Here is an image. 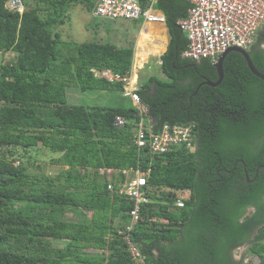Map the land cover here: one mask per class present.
<instances>
[{"label": "trees", "instance_id": "trees-1", "mask_svg": "<svg viewBox=\"0 0 264 264\" xmlns=\"http://www.w3.org/2000/svg\"><path fill=\"white\" fill-rule=\"evenodd\" d=\"M7 1L0 0V53L14 59L0 62V148L15 152L0 155V264H141L123 239L133 202L119 194L123 172L136 171H149L142 188L148 202L129 232L142 264H251L232 257L243 245L264 264V168L258 169L264 165V82L243 56L230 52L221 83L203 84L218 78L208 60L183 57L188 40L178 21L189 4L158 1L169 36L159 58L164 77H150L137 93L155 131L164 123H191L196 146L151 155L133 142L132 106L67 102L71 87L120 95L121 82L96 74L123 77L131 70L132 46L61 40L68 11L82 4L91 13L96 0H33V6L22 0V14ZM262 43L264 30L250 49ZM249 50L264 74V51ZM116 116L125 125H114ZM39 147L60 154L54 162L67 169L57 178L14 165ZM179 197L182 208L175 205ZM49 240L65 245L52 248Z\"/></svg>", "mask_w": 264, "mask_h": 264}, {"label": "built area", "instance_id": "built-area-1", "mask_svg": "<svg viewBox=\"0 0 264 264\" xmlns=\"http://www.w3.org/2000/svg\"><path fill=\"white\" fill-rule=\"evenodd\" d=\"M158 1L96 0L92 16L115 21L156 20L164 24L162 16H155L152 13ZM185 1L189 4L187 16L179 20L178 25L188 40V47L183 53V57L192 61L208 60L213 64L220 55L232 47L247 51L257 40L259 32L264 30V0ZM6 7L10 11L20 14L24 10L22 0H8ZM96 76L122 83L123 92L121 95L130 100L131 106L136 111L132 130L133 142L138 149L148 148L151 155H163L175 148L194 151L196 141L193 135V124L171 125L164 123L158 130H154V120L149 114L148 107L141 102L137 93L142 84H131L132 66L131 70L123 77L114 75L109 70H102ZM125 123L126 120L123 117H115L114 125L121 127ZM123 173L126 175V180L121 184L119 194L125 195L133 202V209L129 212L131 222L125 229L128 234H125L123 239L128 245L131 257L141 263L144 256L131 243L129 232L137 221L140 206L148 202L147 194L142 188L146 186V175L149 171L147 173L136 171L132 175H128L127 172ZM107 189L112 191V185L108 184ZM183 199V197L176 199L175 205L178 208L184 206Z\"/></svg>", "mask_w": 264, "mask_h": 264}, {"label": "rangeland", "instance_id": "rangeland-1", "mask_svg": "<svg viewBox=\"0 0 264 264\" xmlns=\"http://www.w3.org/2000/svg\"><path fill=\"white\" fill-rule=\"evenodd\" d=\"M29 5L33 6V0H25ZM154 10H156L154 8ZM65 25L59 27L58 31L60 33V38L66 43H82V42H109L114 44L118 48L129 47L133 44V39L136 38L139 30L141 29L143 21H132V20H109L101 18H93L92 12L89 13L87 9L82 4L73 6L68 11V17ZM151 31V28L148 29ZM143 34L142 37H145ZM157 36V34H156ZM161 43V42H159ZM157 50H159L156 47ZM154 55V54H152ZM11 61L12 54L7 57L0 53L1 61ZM140 64L143 63L142 58H138ZM136 65V61H133L132 65ZM163 78L164 75L161 73L160 66L157 63V57L149 58L148 63L145 65L143 70L139 72V83L143 84L152 77ZM67 102L72 105H85V106H103V105H113L115 107L123 106L130 107L131 102L128 98L119 96L116 92H95L81 93L75 88L71 87L67 90ZM11 150L15 152L14 149H8V147L0 148V155L6 154ZM19 150V149H18ZM60 157V154L50 153L47 149L39 147L33 149L29 152L27 156L19 159V162H15L14 165L18 166L24 165L27 167V173L36 177H51L53 179L57 178L62 171H65L67 167H62L56 164L54 160ZM42 180H38L39 185H43ZM64 183V179L61 181H55V185H60ZM45 187V185H43ZM181 195V194H180ZM187 196V195H185ZM23 207V204H18L15 208ZM65 218L69 220L76 221L77 218L72 213H67ZM5 231V229H3ZM9 232V231H8ZM49 244L52 248H59L65 245L64 241H53L49 240ZM88 252H93L88 250ZM239 253V251H238ZM236 256H239L236 253Z\"/></svg>", "mask_w": 264, "mask_h": 264}, {"label": "crops", "instance_id": "crops-1", "mask_svg": "<svg viewBox=\"0 0 264 264\" xmlns=\"http://www.w3.org/2000/svg\"><path fill=\"white\" fill-rule=\"evenodd\" d=\"M156 9V8H155ZM161 13L160 11H158ZM161 15H163L161 13ZM141 29L139 30L136 38L133 39V61H136V65H132L133 76L131 78V84L140 85L139 83V72L143 70L145 65L148 63L149 58L157 57V63L160 64V56L166 51L168 45V28L164 24L159 23H147L143 19ZM139 20V21H141ZM151 28V31L148 29ZM146 34L145 37H142ZM157 34V36H156ZM161 42V43H159ZM156 47L159 49L157 50ZM154 54V55H152ZM138 58H142L143 63L138 62ZM123 96V95H119Z\"/></svg>", "mask_w": 264, "mask_h": 264}, {"label": "water", "instance_id": "water-1", "mask_svg": "<svg viewBox=\"0 0 264 264\" xmlns=\"http://www.w3.org/2000/svg\"><path fill=\"white\" fill-rule=\"evenodd\" d=\"M230 52H236V53H239L243 56L246 64H247V67L248 69L250 70V72L257 78H259L260 80H262L264 82V74L260 73L255 67L254 65L252 64L251 62V59L249 57V53L248 51H245L241 48H238V47H232L228 50H226L222 55H220V57L218 58V60L213 63L212 65L214 66L215 70H216V73H217V81L216 82H211L207 79H204V82L203 84H206L208 86H211V87H216L218 86L222 79H223V61L224 59L226 58V56L230 53ZM161 62V60H160ZM82 173H84V170H82ZM251 264H259V258L256 257L254 258L253 262Z\"/></svg>", "mask_w": 264, "mask_h": 264}, {"label": "flooded vegetation", "instance_id": "flooded-vegetation-1", "mask_svg": "<svg viewBox=\"0 0 264 264\" xmlns=\"http://www.w3.org/2000/svg\"><path fill=\"white\" fill-rule=\"evenodd\" d=\"M255 49V50H260V51H264V44H256L254 45L250 50L252 49ZM249 50V51H250ZM260 168H264V165H259L258 166V169ZM239 251V253H238ZM232 257L235 259V260H239V259H242L244 258V261L245 263L249 262L251 260V263L253 262L254 258H256L257 256H250L247 254V246L246 245H243V246H239V247H236L232 250ZM236 253L239 255V256H236Z\"/></svg>", "mask_w": 264, "mask_h": 264}, {"label": "bare ground", "instance_id": "bare-ground-1", "mask_svg": "<svg viewBox=\"0 0 264 264\" xmlns=\"http://www.w3.org/2000/svg\"><path fill=\"white\" fill-rule=\"evenodd\" d=\"M24 4V3H23ZM152 13H153V15H155V16H162L163 17V15H161V13H158V12H156V11H152ZM96 18H98V17H96ZM164 19V18H163ZM145 22H147V23H159V24H162L161 22H159V21H156V20H152V21H147V20H145ZM163 23H165V20H164V22ZM256 41V40H255ZM255 43V42H254ZM253 43V44H254ZM252 44V45H253ZM246 51V50H245ZM218 60V59H217ZM186 124H190V125H192L191 123H186ZM186 124H182V125H186ZM176 125V124H175ZM178 125H180V124H178ZM192 127H193V135H194V139H195V137H196V135H195V131H194V125H192ZM191 152V151H190ZM144 262V261H143ZM143 262H141V264L143 263ZM136 263H138V262H136Z\"/></svg>", "mask_w": 264, "mask_h": 264}, {"label": "clouds", "instance_id": "clouds-1", "mask_svg": "<svg viewBox=\"0 0 264 264\" xmlns=\"http://www.w3.org/2000/svg\"><path fill=\"white\" fill-rule=\"evenodd\" d=\"M23 11H24V10H23ZM17 13H18V12H17ZM22 13H23V12H22ZM22 13H21V14H22ZM19 14H20V13H19ZM6 54H7V56H8V55H11L12 53H11V52L5 53L4 56H5ZM2 55H3V54H2ZM7 56H6V57H7ZM12 59H14V55H13V54H12Z\"/></svg>", "mask_w": 264, "mask_h": 264}]
</instances>
